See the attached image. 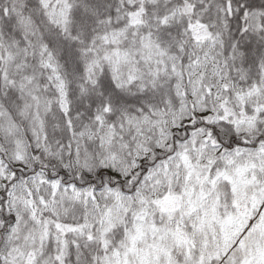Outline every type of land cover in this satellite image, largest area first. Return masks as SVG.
<instances>
[{
  "label": "snow or ice",
  "instance_id": "6c2138e0",
  "mask_svg": "<svg viewBox=\"0 0 264 264\" xmlns=\"http://www.w3.org/2000/svg\"><path fill=\"white\" fill-rule=\"evenodd\" d=\"M0 264H264V0H0Z\"/></svg>",
  "mask_w": 264,
  "mask_h": 264
}]
</instances>
